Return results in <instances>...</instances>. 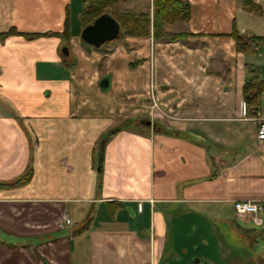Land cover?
<instances>
[{
    "label": "crops",
    "instance_id": "crops-1",
    "mask_svg": "<svg viewBox=\"0 0 264 264\" xmlns=\"http://www.w3.org/2000/svg\"><path fill=\"white\" fill-rule=\"evenodd\" d=\"M83 1L0 0V34L62 33L68 24L71 35L69 44L0 38V182L34 171L29 184L0 189V264H174L182 248L169 243L183 236L194 243L175 264H222L212 259L227 260L219 225L254 250L264 242L255 120L264 97L251 112L243 88L256 66L231 36L234 28L258 36L239 22L256 17L247 0H178L191 18L168 29L187 38L129 37L105 52L82 40V22L75 29ZM116 1L153 14V0ZM119 117L154 126L106 144L99 191L94 150ZM238 201L263 210L241 218ZM89 214V228L75 234ZM66 217L72 224L60 228Z\"/></svg>",
    "mask_w": 264,
    "mask_h": 264
},
{
    "label": "trees",
    "instance_id": "trees-1",
    "mask_svg": "<svg viewBox=\"0 0 264 264\" xmlns=\"http://www.w3.org/2000/svg\"><path fill=\"white\" fill-rule=\"evenodd\" d=\"M246 7L251 12H261V7L253 4L251 0L245 1ZM153 14L143 12H126L121 9L116 0H86L81 12V22L84 27L92 25L99 17L108 14L112 16L120 25L121 33L119 37L109 43L112 45L121 43L124 39L129 37H153L156 42L172 43L187 38L188 34L174 33L168 29L169 26L176 23H186L191 18V8L188 3L178 0H153ZM23 35L27 39H34L42 36H57L60 37L66 44H69L71 35L69 33L68 24L62 33H45V34H22L15 29L9 32L0 34V38L6 39L10 36ZM236 42V49L239 53L244 55H258L260 54V46L263 37L251 35L249 33H240L234 28L231 35ZM64 53L69 52V48H64ZM134 67V65H131ZM249 71L252 75L243 88L244 101L251 107V112H254L261 103L264 97V79H261L257 68L249 66ZM144 122V121H143ZM138 120H127L120 127L110 129L107 134L102 136L99 143V148L94 150V166L99 175L98 190L103 186V170H104V148L106 144L121 131L133 128L135 126L144 127V123ZM166 131L165 134L178 135L176 131ZM33 169L29 168L20 178L14 182H0V189L21 187L30 183L33 177ZM93 216L89 214L87 218L76 227L75 234H80L86 231ZM253 236V231H250Z\"/></svg>",
    "mask_w": 264,
    "mask_h": 264
},
{
    "label": "rangeland",
    "instance_id": "rangeland-1",
    "mask_svg": "<svg viewBox=\"0 0 264 264\" xmlns=\"http://www.w3.org/2000/svg\"><path fill=\"white\" fill-rule=\"evenodd\" d=\"M85 1L86 0H84L82 2L83 6L81 8V12L83 10ZM251 2L253 4L260 6L261 12L260 13H257L255 11L252 12L256 16L255 19L245 18V21H243L240 18L239 22H241V23L245 22V26H242V27H246V29H248L247 31L251 30V31H253V33L257 34L258 36L263 37V40L261 41V46H260V54L252 55V56H250L251 57L250 59H251L252 63L256 66L261 79H264V17H262V16H264V0H258V2L256 0H253ZM77 11L78 10H73V20H74V25H75V21H76V28H75L76 31H78L77 30V23H78V26H81V21L79 19V17L81 16V12L79 14H77ZM123 11L132 12L131 10H126L125 8ZM79 35H81V32H79ZM87 47H89V46H87ZM110 47H112V44L107 43L103 47H101L100 49H96V48H93L91 46L89 48H91L92 50L105 52ZM161 110H162L161 107H159V108L157 107L155 109V111L160 116L163 115ZM154 114H155V112H154ZM154 114H152L151 118H154V116H155ZM146 119L147 118H144V120H146ZM127 120H133V119H131V118L126 119L124 117H119L115 121V124H113L111 126V128H109L105 132H103L102 136L107 134V132L110 129L122 126V124L124 122H126ZM102 136H101V138H102ZM99 143H100V140L98 141L97 148H99ZM78 217H79L78 214H76V213L73 214V219H75V221H77V219L78 220L80 219ZM237 225L243 226L240 223V221L237 222ZM219 227L221 228L222 232L224 233V236L223 235L220 236V241L223 244V250H221V252H219V253L221 255L227 256V260H223V257H220V256H214L212 259L219 260L220 263H222V264L223 263L224 264H264V242H260L259 244L252 246V248H254V250H251L250 248L244 246L242 244V242L237 237L234 238L232 235L225 236L226 232H225L224 227L222 225H219ZM208 237H210V235H208L207 238ZM183 238H185L186 240H180L179 238H175V240H172V239L170 240V243H169L170 246L175 245L178 248H182L181 253L178 252V256H174V258H175L174 262H173L174 264L176 263V261H180L182 259H185V257L183 256L185 250L190 249L191 245L194 243V240H192V241L190 240V236H183ZM215 255H218V254H215ZM192 261L194 262V259Z\"/></svg>",
    "mask_w": 264,
    "mask_h": 264
},
{
    "label": "water",
    "instance_id": "water-1",
    "mask_svg": "<svg viewBox=\"0 0 264 264\" xmlns=\"http://www.w3.org/2000/svg\"><path fill=\"white\" fill-rule=\"evenodd\" d=\"M120 33L121 27L119 23L112 16L105 14L83 30L82 40L87 45L100 49L105 44L117 39ZM101 86L107 89L109 87V81L103 80ZM147 124L154 126L152 122H148Z\"/></svg>",
    "mask_w": 264,
    "mask_h": 264
},
{
    "label": "built area",
    "instance_id": "built-area-1",
    "mask_svg": "<svg viewBox=\"0 0 264 264\" xmlns=\"http://www.w3.org/2000/svg\"><path fill=\"white\" fill-rule=\"evenodd\" d=\"M244 110H247L246 106ZM257 118L256 121L259 122L258 130L256 133V139L259 143L261 150L264 152V117L256 112ZM235 211L237 215L241 218L246 217L247 215H257L259 211L263 210V207L257 203L251 201H238L234 204ZM261 223V222H260ZM72 224L69 218H65L60 223V228H65L66 226H70Z\"/></svg>",
    "mask_w": 264,
    "mask_h": 264
}]
</instances>
